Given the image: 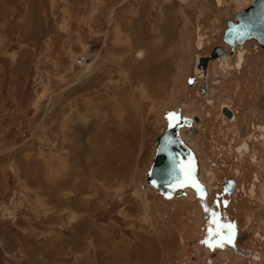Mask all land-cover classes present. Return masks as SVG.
<instances>
[{"label": "rangeland", "instance_id": "rangeland-1", "mask_svg": "<svg viewBox=\"0 0 264 264\" xmlns=\"http://www.w3.org/2000/svg\"><path fill=\"white\" fill-rule=\"evenodd\" d=\"M226 1L0 0V264H264V48L251 39L242 70L196 67L250 6ZM178 113L200 118L182 135L208 199L168 203L148 184ZM225 178L239 188L217 207ZM217 212L252 257L213 237Z\"/></svg>", "mask_w": 264, "mask_h": 264}, {"label": "water", "instance_id": "water-1", "mask_svg": "<svg viewBox=\"0 0 264 264\" xmlns=\"http://www.w3.org/2000/svg\"><path fill=\"white\" fill-rule=\"evenodd\" d=\"M236 18L237 21L233 19L228 21L223 34L224 41L231 45V52L235 51L237 43L243 44L249 39H255L264 46V0H254L249 7L239 10ZM226 52L224 47L215 46L209 55L201 57L198 67L205 69L210 58H217ZM203 85L205 83H202ZM223 113L230 119L234 118L233 111L226 105L223 106ZM174 118L159 137L149 173V181H153L157 188L165 190L166 197H171L173 190L184 184L198 188L192 172L194 153L186 144L178 140V128L183 123L189 125L191 122L181 114H177Z\"/></svg>", "mask_w": 264, "mask_h": 264}, {"label": "flooded vegetation", "instance_id": "flooded-vegetation-1", "mask_svg": "<svg viewBox=\"0 0 264 264\" xmlns=\"http://www.w3.org/2000/svg\"><path fill=\"white\" fill-rule=\"evenodd\" d=\"M240 1H241V4L244 3L245 1H248V2H245V3L251 4L254 0H251V1L250 0H240ZM226 2H227L226 0H217L218 6H220V7H223L224 4H226ZM240 6H237V4H236V8H239ZM238 11H239V9L236 12H234V18H231L234 21H237L236 13ZM229 20L230 19H227L224 22L225 25H224V28H223L221 37L224 34L225 28H226L227 23H228ZM199 42H200V40H199ZM199 42H198V45L199 46H202L203 41H202L201 44H199ZM250 42H253V40H251V39L246 40L243 44L237 43L236 44V47H235V51L234 52H231V45L229 43L225 42L224 39H223V45H217V46H222V47H224L227 50V52L224 55H221L220 56V60L223 61L222 64H224L225 62L230 61L231 59H235V61H237V63L234 66V68L235 69H241L242 68V65H244V63H246L247 56L250 53L249 50H248L250 48L249 47ZM255 43L258 45L257 47H260L261 46L262 48H264V46L261 45L260 43H258V41L255 40ZM259 44H260V46H259ZM241 52L244 53V54L242 53V56H241ZM203 56H206V55H199L198 60H197V63H196V67H197L198 73H201V72H203L205 70H207V72H208L209 63L214 59V58H210L209 59V61H208L207 65H206V68L205 69L203 67L200 68V67H198V63H199L201 57H203ZM239 57H240V59H242L241 62H240ZM217 58H219V57H217ZM235 69H233V70H235ZM203 83H205V82H203ZM199 91L201 92L199 94H203V96L205 94L204 97H206L209 94V87H208V85L205 83V85L202 86V84H201V86L199 88ZM228 109H230V108L228 107ZM230 110L233 111V113H234V118L231 119V121L234 122V121L237 120V114H236V111L234 112L233 109H230ZM222 112H223V107H222ZM178 114H181V113H178ZM182 117H184L186 119H189L190 122H191V124L188 125L186 123H183V125H181L178 128L179 137H180V138L179 137L178 138L181 139V141L184 144H186L193 151V153H194L193 164L196 166V170H195V172H196V183L198 182V184H202V186L204 188L203 187H199L196 190V188H194V187H192L190 185H182L179 188H177L176 190H173L172 196H174V197L172 199H170V197L169 198L167 197V199H165V201H167L168 203H171L172 201H178V200L179 201H185L186 202V200L184 198H181V199L176 200V196H178L180 193H182V194H185L186 193L185 190H187L189 193H192L193 192L194 195H196L198 197V199H203L204 197H207V199H208L209 191H208L207 185H208V183H209V186H212L213 185V182L211 180V178H212L211 175L209 177L208 176H204L203 177L204 180H202L198 176V173H199V160H198V155H196L197 153L194 150L193 146L190 145L189 142L187 140H185L186 138H184L183 135H182L184 133L183 129L186 128V126L189 127V129H186L187 132H189L191 134L192 133L193 134H197L198 128L196 126L199 124V122H201L200 121V118L196 119V121H198V122H196L195 119L192 118V117H190V116H183L182 115ZM226 117H227V119L230 120V118L228 116H226ZM170 121H169V123H170ZM226 122H228V121L226 120ZM259 127H260L261 130H264V125H261V126L259 125ZM262 135H264V134H262ZM158 143H159V141H158ZM157 146H158V144L156 145V148H157ZM237 147H238V151H239V153L241 155H243L244 151H248V150L250 151V143L248 141H246V140H244L240 144V146L237 145ZM231 148H232V145H231ZM208 162L210 164L212 162V160H210ZM206 167L209 170H212V168H209L208 164H206ZM150 169H149V173H150ZM209 170H207L206 172H208ZM212 171H213V172H211L212 174H216L215 173V170H212ZM255 179H256V181H259V177L257 175H256V178ZM256 181L253 182V183H251L250 188H249V195L252 196V197L255 195V192H256V186H257ZM205 182L207 183V185L205 184ZM148 184H149L150 187H152L151 188L152 190H153V188H156V187H154L153 181H150L149 182V178H148ZM238 188H239V184H238V182L235 179H233V178L232 179H226L225 178L224 179V185H223L222 190L219 191V192H217V191L215 192V197H214L215 206H217V207L218 206L227 207L229 205L230 201L232 200L231 198H233L232 194L234 193V191L236 193V190ZM243 190L246 193H248V191L245 188V185H243ZM159 191L162 192V193H164L163 196L165 195V192H166L165 190H158V192ZM189 197H190V195L187 198L188 200H189ZM194 199H196V198L194 197ZM196 201L199 202L197 199H196ZM208 221H209V224L208 225H211L213 227V231H212V233H214L213 234V237H216V234L221 235L222 239L223 240H226L224 242H227L226 243L227 244V247L230 246V248L233 249L234 253L237 254V255H239V256H242V257H245V256L252 257L253 256V254H252L253 252L250 249H248L246 247H242V246L239 247V246H237L236 241L235 242H232L231 241L234 238L236 239L237 234L239 233V228H238V223L237 222H235L233 220H229L227 222H222V213H220V212H217L214 215L208 216ZM256 257H257V259H259V256L256 255L255 258Z\"/></svg>", "mask_w": 264, "mask_h": 264}, {"label": "bare ground", "instance_id": "bare-ground-1", "mask_svg": "<svg viewBox=\"0 0 264 264\" xmlns=\"http://www.w3.org/2000/svg\"><path fill=\"white\" fill-rule=\"evenodd\" d=\"M235 1V3H239L240 5H241V3H240V1L239 0H234ZM245 2H248V1H245ZM239 5V6H240ZM228 43V42H227ZM242 53L243 52H241V56H242ZM244 54V53H243ZM86 57H87V55L86 54H84L83 56H82V54H81V60L82 61H86ZM239 59H240V57H239ZM240 61H242V59H240ZM91 69H93V67L91 66V65H89L88 66V69H87V71H89L88 73H90V72H92L93 70H91ZM124 103V102H123ZM178 140L179 141H181L179 138H178Z\"/></svg>", "mask_w": 264, "mask_h": 264}, {"label": "built area", "instance_id": "built-area-1", "mask_svg": "<svg viewBox=\"0 0 264 264\" xmlns=\"http://www.w3.org/2000/svg\"><path fill=\"white\" fill-rule=\"evenodd\" d=\"M81 58L78 59V61L80 60Z\"/></svg>", "mask_w": 264, "mask_h": 264}, {"label": "snow or ice", "instance_id": "snow-or-ice-1", "mask_svg": "<svg viewBox=\"0 0 264 264\" xmlns=\"http://www.w3.org/2000/svg\"><path fill=\"white\" fill-rule=\"evenodd\" d=\"M230 227V226H229Z\"/></svg>", "mask_w": 264, "mask_h": 264}]
</instances>
